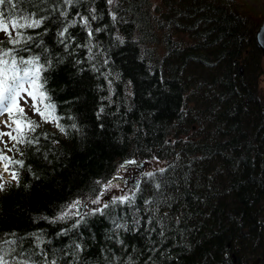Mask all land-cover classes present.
<instances>
[{
  "label": "trees",
  "instance_id": "1",
  "mask_svg": "<svg viewBox=\"0 0 264 264\" xmlns=\"http://www.w3.org/2000/svg\"><path fill=\"white\" fill-rule=\"evenodd\" d=\"M13 2L17 13L46 17L21 30L33 36L22 55L51 61L45 89L66 133L40 124L31 133L39 145L15 154L25 167L19 186L0 192V242L15 240L30 264L263 258L264 0ZM135 161L152 175L134 199L53 222Z\"/></svg>",
  "mask_w": 264,
  "mask_h": 264
},
{
  "label": "snow or ice",
  "instance_id": "2",
  "mask_svg": "<svg viewBox=\"0 0 264 264\" xmlns=\"http://www.w3.org/2000/svg\"><path fill=\"white\" fill-rule=\"evenodd\" d=\"M112 2L113 0H108V3ZM64 3L72 5L73 0H64ZM16 7L17 4L13 0H0V32H4L7 36L6 41H0V116L5 114L8 116L7 120L0 121V123L9 129L7 132L0 131V144L3 145L0 147V192L5 191L6 185L10 182H15L16 186H19L20 169L25 167V160L14 157L15 154H19L20 157L24 156L21 146H36L40 142V136H31V133H35L40 127V123L27 115L25 108L21 105L22 100L24 104H28L29 99L31 100L30 108L33 114L39 115L43 123H54L61 133H66V128L60 123L62 117L56 114V105L45 89L47 80L44 73L51 67V61L45 57L42 63L40 55L30 54L28 57L22 55L24 52H30L27 45L33 40V36L25 35L21 30L40 27L46 17L37 19L35 14L17 13L14 11ZM61 15L66 17L67 12H62ZM92 19L95 20L96 17L93 15ZM113 19H115L114 14ZM81 21L91 37L93 33L88 17H81ZM75 23L76 21H72L58 35L65 37L69 27L74 26ZM13 30H15V35H13ZM71 127L75 128L76 125L72 124ZM41 135L47 139V133H41ZM5 136L8 137L7 141L4 140ZM9 142L12 144L11 147H9ZM36 150L39 151V148L37 147ZM9 152L14 155H8ZM27 170L31 171L30 166ZM5 173L10 175L11 181L4 179ZM147 175L151 176L152 173ZM100 196H103V193H100ZM100 196L91 202L100 204ZM130 199L134 197L118 198L121 203L128 202ZM81 204L82 201L75 200L66 205L53 222L64 221L76 216L82 219ZM108 207L109 205L105 203L103 208H96L91 214H103L104 209ZM79 223L80 221L77 220L73 227H77ZM15 243V240L0 242V264H30L28 259H19L20 253L12 247ZM50 264H56L55 260Z\"/></svg>",
  "mask_w": 264,
  "mask_h": 264
},
{
  "label": "rangeland",
  "instance_id": "3",
  "mask_svg": "<svg viewBox=\"0 0 264 264\" xmlns=\"http://www.w3.org/2000/svg\"><path fill=\"white\" fill-rule=\"evenodd\" d=\"M155 3H160V0H155ZM13 35H15V30H13ZM3 39H7V36L4 32H0V40H3ZM263 67H264V61H263ZM260 86H261V90L262 92L264 93V75L261 77V83H260ZM30 104H31V100L29 99V102L28 104H24L23 100L21 101V105L25 108V112L27 113V115L33 119V120H37L38 122H40L43 126L45 127H48L50 129H56L57 127L55 126L54 123H43L41 121V118L39 115H35L33 114L31 108H30ZM8 119V116L7 114L3 115V116H0V121H3V120H7ZM0 131H9L8 128L4 127V125L2 123H0ZM197 131V130H196ZM196 136H198V133L195 134ZM4 140H8V137L5 136L4 137ZM3 146V145H2ZM12 144L11 142H9V147H11ZM13 153L12 152H9L8 155H12ZM159 163V161H154L153 164H157ZM163 165V164H161ZM152 173V172H151ZM147 177H150L149 175ZM4 179L5 180H8V181H11V177L8 173H5L4 175ZM107 190H104L103 191V196H100V204H93L92 202L91 203H83L81 204L80 208H81V211L84 213L86 212H90V211H93L94 209L96 208H102L103 205L105 203H107L111 198L113 199H118L119 197H131L132 195L130 194V192H126L124 191L122 188L120 187H117V186H106ZM124 191V192H123Z\"/></svg>",
  "mask_w": 264,
  "mask_h": 264
},
{
  "label": "flooded vegetation",
  "instance_id": "4",
  "mask_svg": "<svg viewBox=\"0 0 264 264\" xmlns=\"http://www.w3.org/2000/svg\"><path fill=\"white\" fill-rule=\"evenodd\" d=\"M142 174L143 173L140 170H131L120 174V177L126 180L124 184V189L133 192V188H136V186L139 184V180Z\"/></svg>",
  "mask_w": 264,
  "mask_h": 264
},
{
  "label": "water",
  "instance_id": "5",
  "mask_svg": "<svg viewBox=\"0 0 264 264\" xmlns=\"http://www.w3.org/2000/svg\"><path fill=\"white\" fill-rule=\"evenodd\" d=\"M257 44H258L259 49L262 51V53L264 55V26L258 32ZM242 72H243V69H242ZM138 166H139L138 163H129V162H127L124 165L123 169L137 168ZM141 167L144 169L145 165H141ZM263 262H264V257L258 259L257 261H255L254 264H263Z\"/></svg>",
  "mask_w": 264,
  "mask_h": 264
}]
</instances>
